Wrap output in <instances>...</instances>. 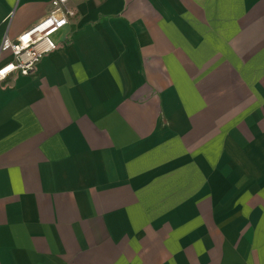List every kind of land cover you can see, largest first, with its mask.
Wrapping results in <instances>:
<instances>
[{
  "label": "crops",
  "instance_id": "1",
  "mask_svg": "<svg viewBox=\"0 0 264 264\" xmlns=\"http://www.w3.org/2000/svg\"><path fill=\"white\" fill-rule=\"evenodd\" d=\"M68 5L0 83V264H264V0Z\"/></svg>",
  "mask_w": 264,
  "mask_h": 264
},
{
  "label": "built area",
  "instance_id": "2",
  "mask_svg": "<svg viewBox=\"0 0 264 264\" xmlns=\"http://www.w3.org/2000/svg\"><path fill=\"white\" fill-rule=\"evenodd\" d=\"M50 11L11 40L5 36L0 50H9L12 60L0 66V83L15 75L28 76L34 72L40 59L54 51L57 43L53 36L61 30L74 11L68 0H50Z\"/></svg>",
  "mask_w": 264,
  "mask_h": 264
}]
</instances>
